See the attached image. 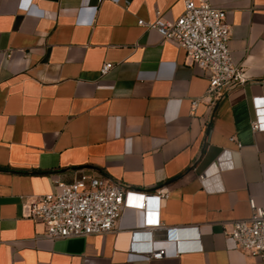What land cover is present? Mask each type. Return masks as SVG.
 Listing matches in <instances>:
<instances>
[{
  "label": "crops",
  "instance_id": "obj_1",
  "mask_svg": "<svg viewBox=\"0 0 264 264\" xmlns=\"http://www.w3.org/2000/svg\"><path fill=\"white\" fill-rule=\"evenodd\" d=\"M208 1L226 11L245 76L216 97H202L208 70L137 22L157 10L173 20L182 0H0V264H262L222 231L249 216L250 192L264 204V131L250 127L251 97L264 95V0ZM223 148L234 166L206 192L198 174ZM82 173L168 191L153 228L196 225L202 248L172 253L179 238H159L163 257L131 253L144 221L131 207L112 231L46 236L27 202Z\"/></svg>",
  "mask_w": 264,
  "mask_h": 264
},
{
  "label": "built area",
  "instance_id": "obj_2",
  "mask_svg": "<svg viewBox=\"0 0 264 264\" xmlns=\"http://www.w3.org/2000/svg\"><path fill=\"white\" fill-rule=\"evenodd\" d=\"M182 1L183 10L173 20L164 19L157 10L154 19L139 18L137 22L155 29L162 39L182 47L189 61L209 71V84L202 97L219 96L224 90L244 82L245 76L235 63L228 46L231 31L225 9L212 5L208 0ZM112 65V62L105 61L99 72L107 73ZM202 97L191 100L192 110ZM251 103V130L264 131V95H252ZM230 138L235 139L234 136ZM233 166L230 149L223 148L198 174L202 188L206 192L222 191L224 186L219 174ZM54 186V191L33 196L27 202V215L33 221H42L46 227L45 235L51 239L112 231L125 207L142 210L144 215L142 229L131 233V253L143 254L147 258H161L167 254V249L154 243L177 238L170 231L174 227L153 228L160 224V203L168 196V191L147 193L125 190L105 177L86 173L71 182L54 179ZM248 205L249 216L232 220L223 227L222 232L233 247L259 257L264 264V204L258 203L254 193L250 192ZM185 229L187 236L194 238L176 239L178 245L172 253L202 248L198 226Z\"/></svg>",
  "mask_w": 264,
  "mask_h": 264
},
{
  "label": "water",
  "instance_id": "obj_3",
  "mask_svg": "<svg viewBox=\"0 0 264 264\" xmlns=\"http://www.w3.org/2000/svg\"><path fill=\"white\" fill-rule=\"evenodd\" d=\"M170 231H171V233H173V235H176L177 238H179V239L188 237L187 236V230L185 228H175V229H172ZM170 231H167V232H170ZM176 242H177V240H176ZM182 243H184V242H182Z\"/></svg>",
  "mask_w": 264,
  "mask_h": 264
}]
</instances>
